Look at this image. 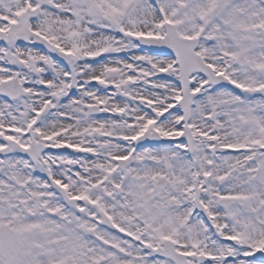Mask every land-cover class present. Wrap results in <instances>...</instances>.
Listing matches in <instances>:
<instances>
[{
	"label": "snow or ice",
	"instance_id": "obj_1",
	"mask_svg": "<svg viewBox=\"0 0 264 264\" xmlns=\"http://www.w3.org/2000/svg\"><path fill=\"white\" fill-rule=\"evenodd\" d=\"M0 264H264V0H0Z\"/></svg>",
	"mask_w": 264,
	"mask_h": 264
}]
</instances>
